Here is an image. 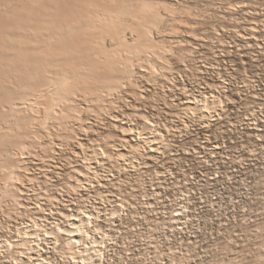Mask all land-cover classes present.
I'll use <instances>...</instances> for the list:
<instances>
[{
  "label": "rangeland",
  "instance_id": "obj_1",
  "mask_svg": "<svg viewBox=\"0 0 264 264\" xmlns=\"http://www.w3.org/2000/svg\"><path fill=\"white\" fill-rule=\"evenodd\" d=\"M86 1L58 17L92 16ZM153 1L165 50L51 124L0 200V264H264V0ZM54 16L55 0H0V43Z\"/></svg>",
  "mask_w": 264,
  "mask_h": 264
},
{
  "label": "bare ground",
  "instance_id": "obj_2",
  "mask_svg": "<svg viewBox=\"0 0 264 264\" xmlns=\"http://www.w3.org/2000/svg\"><path fill=\"white\" fill-rule=\"evenodd\" d=\"M63 1L68 8L70 0ZM110 1L112 5L102 7L95 0L86 1L85 4L94 7L92 16L72 19L71 15H65L62 20L58 17L60 2L55 0V21L37 28L26 26V33L20 34L9 46L6 42L0 43V162L3 161L0 163L3 170L0 200L7 196L16 198L12 185L21 179L18 171L27 169L26 157L34 147H52L50 142L44 143L48 137L45 134L52 129L51 124L55 127V121L65 125L73 116L68 111L75 108L78 97L105 96L111 90L109 94H114L136 71L135 59L141 60L144 55L161 56L165 50V45L153 34L165 22L156 1ZM128 30L131 36L127 35ZM108 40L116 47H110ZM99 44L101 47L97 48ZM81 47H85L86 53L79 50ZM93 54L96 59L91 58ZM147 67L150 70L151 66ZM23 70L27 71L25 76L19 75ZM43 72L48 76L47 81L37 84L35 80H42ZM91 79L94 80L90 83ZM131 130L128 128L125 132ZM25 231L28 236L24 235L21 245L30 249L33 243L30 233ZM75 245L72 240L67 242V250L72 255L77 252Z\"/></svg>",
  "mask_w": 264,
  "mask_h": 264
}]
</instances>
